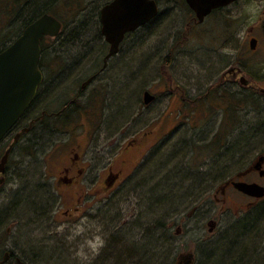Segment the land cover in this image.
I'll return each instance as SVG.
<instances>
[{"label":"rangeland","instance_id":"obj_1","mask_svg":"<svg viewBox=\"0 0 264 264\" xmlns=\"http://www.w3.org/2000/svg\"><path fill=\"white\" fill-rule=\"evenodd\" d=\"M17 1L12 0L10 5ZM158 1L160 16L127 38L123 50L111 58L106 74L109 80L103 84L111 87L110 92L115 96L111 108L118 117L116 126L123 130L121 136L125 134L128 126L124 123L133 110L135 129L150 121V128L161 126L165 132L173 124L182 125V128L172 139L165 141L164 138L151 150V162L139 176L112 193L87 195L79 215L70 222L64 214L70 207L68 197L66 200L50 194L48 199L46 189L40 185L43 183L41 163L51 156V150L68 152V135L59 132L51 136L50 142L54 140L55 143L41 145L40 149L31 143L19 145L12 159L21 164L10 177L11 181L8 180L7 200L2 203L7 222L3 233L7 235L9 248L15 246L28 264H177L180 253L192 251L197 260L199 258V264H231L233 259L241 258L244 246H248L246 239L249 237L243 230L236 226L224 231L223 226L221 232L211 236L210 247L198 249L190 244L185 249L182 242L199 239L204 233L199 229L178 237L177 228L180 226L179 209L185 204L186 194L190 193L187 189L208 185L209 177L202 174L216 163H224L216 157L212 159L221 153L224 137L230 135L232 141H240V126L253 118L256 100L241 95L237 85L224 91L221 81L229 66L239 62L246 66L251 76L257 77L258 70L260 77L264 75L261 69L264 67V40L261 39V48L250 54L251 38L258 37L257 30L264 17V0H242L236 6L214 13L202 24L193 20L189 8L180 4V0ZM3 3L9 0H0V6ZM40 3H45L66 28L61 40L44 43L46 49L51 45L61 49L64 44L61 53L68 52L72 62L102 61L107 52L103 48L104 38L98 34L86 36L90 27L88 21L92 20L93 11L102 6L101 0H42ZM253 8L256 10H250ZM5 18L0 16V50L16 37L14 31H9L10 22ZM81 23L77 33L66 35L70 28ZM91 28L94 27L91 25ZM251 28L254 32H250ZM52 50H46L44 61L53 59ZM79 78L78 71L56 89L55 94L66 87L74 88ZM212 86L215 88L207 99L208 104L205 102L207 106L197 108L191 102L181 105L176 101V95L191 99L195 92L207 98ZM146 91L157 98L149 107L143 101ZM64 92L68 94L69 90ZM179 108L189 111L179 116L171 113ZM201 108L208 110L201 111ZM74 121L80 125L79 133L85 130L81 114H76ZM193 132L204 134L199 144L191 140ZM92 138L95 136L88 141L90 155L95 150ZM153 143L151 141V145ZM188 172L197 174L194 185L188 181L190 176L184 175ZM199 195L198 207L209 198L202 195L201 190ZM96 236L103 240L98 251L87 245V241L95 240ZM82 246L87 258L80 254ZM260 262L264 264V255Z\"/></svg>","mask_w":264,"mask_h":264},{"label":"flooded vegetation","instance_id":"obj_2","mask_svg":"<svg viewBox=\"0 0 264 264\" xmlns=\"http://www.w3.org/2000/svg\"><path fill=\"white\" fill-rule=\"evenodd\" d=\"M38 1L18 0L10 5L12 0H9V3H6L7 6L5 3L0 6V16H5L4 20L10 22L9 31H14L16 36L11 43L22 36L31 24L45 14L55 17L61 23L58 36H45L41 40L39 70L42 74V82L34 100L0 142V264H28L15 246L9 248L7 235L3 233L4 228H7V222L6 208L2 206V203L7 200L8 180L11 181L10 177L16 174L18 166L21 164V162H13L12 154L23 142L31 143L35 148L40 149L41 145L48 146L54 142V140L50 142L51 136H56L59 132L68 135L70 148L67 153L51 150V156L46 158L43 163L40 162L43 183L41 181L39 183H42L40 185L46 189L48 199H50V194L58 195L64 199L68 197L70 207L64 214L67 216V222H70L79 215L80 206L87 195L98 196L112 193L126 181L139 176L151 162V150L158 147L164 138L165 141L172 139L182 128V125L173 124L165 132L160 129L161 126H157L155 129L150 128V121L135 129L133 118L135 110H133L130 119L124 123L128 126L125 134L121 136L123 130L116 126L115 119L118 117L114 116L115 109L111 108L115 96L110 92L112 88L105 87L103 84L104 81L109 80L106 74L110 70L111 58L123 50V44L129 36L148 26L160 16V8L158 15L150 23L127 34L120 45L119 52L107 58L110 45L106 42L103 34L101 15L102 9L114 0H101L102 6L93 11L92 20L88 21L90 27L86 36L98 34L104 38L103 48L107 49V52L102 61L97 63L72 62L68 59V52L61 53V50L65 48L64 44L61 49L55 45L48 46L47 49H53L54 56L53 59L44 61L47 50L44 43L61 40L66 28L64 23L51 13L50 8L44 6L42 10H37ZM155 1L159 6V1ZM240 1L242 0L227 7L215 9L211 15L222 12L232 5L236 6ZM179 3L188 7L186 0H180ZM189 10L193 20L198 23L195 12L190 8ZM82 25L81 23L70 28L66 35L77 33ZM91 25L94 28H91ZM257 31L258 37H253L250 41L254 42V44H250V54L256 53L261 48V39L264 40V17L260 20ZM250 32H254V29L251 28ZM4 49H1L0 52ZM83 64L85 66H82ZM78 71L80 78L77 85L74 88L66 87L64 90H59L58 95L69 90L68 94L66 92L62 94V96L65 95L63 97L55 94L56 89L74 77ZM256 73H258L257 77L251 76L246 66H242L241 62L235 66L230 65L229 69L223 73L221 85L224 91L229 90L231 85L239 86L241 95L256 100V110L251 122L240 126L242 129L239 131L241 134L238 135V138H241L240 141H232L230 135L224 137L220 148L221 153L212 157V159L216 157L217 161L223 160L224 163H214L215 166L210 171L202 174L209 177V183L204 188L187 189L190 193L186 194L185 204L179 209L181 214L179 216L180 226L177 228L178 237L194 233L199 229H202L204 233L199 239L182 242L181 245L185 249L190 244L195 245L194 247L198 249L210 247L212 245L211 236L221 232L223 226H225L224 231L236 226L241 231L243 230L249 237L246 239L248 246H244L247 252L244 251L241 258L237 257L235 253L234 257L237 258L233 259L231 264H262L260 258L264 255V75L260 77L259 70ZM214 88L215 86L210 87L207 98L201 92H195L191 99H186L184 95H176V101L181 105L188 101L197 108L207 106V99L212 95L211 92ZM170 94L172 95V93ZM225 94L222 95L223 98H225ZM156 101L157 98L146 107ZM206 101L207 104H205ZM176 110L171 113L176 112L179 116L189 111L185 108ZM207 110L201 108V111ZM118 113L120 112L118 111ZM76 114H81L85 120L83 125L85 130H82L81 133L77 131L80 125L74 121ZM92 135L95 136L91 142H95V150L90 155L88 154V141ZM203 135L193 132L191 140L199 144L200 140L204 138ZM151 141L154 142L152 145ZM9 150V156L3 162L4 156ZM103 159V163L99 162ZM184 175L190 176L188 181H191V185L197 183L193 181L196 180L195 172H188L187 175L184 173ZM49 179H53V181L49 182ZM240 184L249 185L252 189L241 190ZM200 190L202 195L206 194L209 198L202 206L198 207L196 204L199 202ZM50 217L53 221L52 216ZM170 239L171 237H169ZM244 243L245 241H243V245ZM169 248L173 250L172 246ZM196 262L199 264L200 260L199 258L197 260L193 251L182 252L177 258V264H196Z\"/></svg>","mask_w":264,"mask_h":264},{"label":"water","instance_id":"obj_3","mask_svg":"<svg viewBox=\"0 0 264 264\" xmlns=\"http://www.w3.org/2000/svg\"><path fill=\"white\" fill-rule=\"evenodd\" d=\"M186 1L199 23H203L215 9L227 7L239 0ZM158 13L159 6L155 0H114L105 6L101 21L105 40L110 45L107 58L119 52L127 34L150 23ZM60 30L61 23L55 17L45 14L0 53V142L29 108L42 82L39 70L41 40L45 36H58ZM154 99L155 96L150 92L144 93V104L148 105ZM9 153L10 150L3 162ZM239 188L245 191L252 189L244 184H240Z\"/></svg>","mask_w":264,"mask_h":264},{"label":"clouds","instance_id":"obj_4","mask_svg":"<svg viewBox=\"0 0 264 264\" xmlns=\"http://www.w3.org/2000/svg\"><path fill=\"white\" fill-rule=\"evenodd\" d=\"M250 10L255 11L256 9L253 8V9H250ZM80 230L83 231V228L81 227ZM102 243H103V240H102V238L100 236H96L95 240L89 239L87 241V245H90L94 251H98L99 250V245L102 244ZM83 247L84 246H82V248H81V253L80 254L82 256H84V258H87V253L83 251Z\"/></svg>","mask_w":264,"mask_h":264},{"label":"trees","instance_id":"obj_5","mask_svg":"<svg viewBox=\"0 0 264 264\" xmlns=\"http://www.w3.org/2000/svg\"><path fill=\"white\" fill-rule=\"evenodd\" d=\"M41 1L42 0H39L38 3H37V5H38V9L37 10H39V11L43 9V6H45L44 5L45 3H40ZM28 200H30V199H28Z\"/></svg>","mask_w":264,"mask_h":264}]
</instances>
